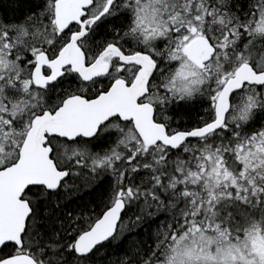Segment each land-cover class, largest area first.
Instances as JSON below:
<instances>
[{"label":"snow or ice","instance_id":"obj_1","mask_svg":"<svg viewBox=\"0 0 264 264\" xmlns=\"http://www.w3.org/2000/svg\"><path fill=\"white\" fill-rule=\"evenodd\" d=\"M0 264H264V0L0 14Z\"/></svg>","mask_w":264,"mask_h":264},{"label":"trees","instance_id":"obj_2","mask_svg":"<svg viewBox=\"0 0 264 264\" xmlns=\"http://www.w3.org/2000/svg\"><path fill=\"white\" fill-rule=\"evenodd\" d=\"M29 4L30 0H0V14L6 13L9 17L22 15Z\"/></svg>","mask_w":264,"mask_h":264}]
</instances>
